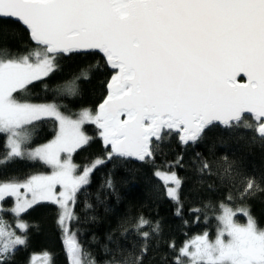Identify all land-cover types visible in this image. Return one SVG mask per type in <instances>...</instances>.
Here are the masks:
<instances>
[{"label": "snow or ice", "instance_id": "1", "mask_svg": "<svg viewBox=\"0 0 264 264\" xmlns=\"http://www.w3.org/2000/svg\"><path fill=\"white\" fill-rule=\"evenodd\" d=\"M0 18L21 24L35 45L27 54L0 57V135L6 140L0 167L28 159L52 169L50 175L0 179V264H11L27 248L31 225L23 216L44 202L58 207L69 264H96L70 231V223L77 219V193L107 161L154 163L173 135L181 145L193 147L216 126L229 134L252 131L264 141V0H0ZM92 53L102 54L113 70L95 113L83 110L73 119L55 103L18 98L57 72L61 57ZM82 76L87 78V73ZM64 91L75 95V82ZM45 119L56 122L54 138L28 149L31 128ZM86 124L100 129L110 151L107 161L97 158L79 171L72 155L91 141ZM195 156L198 173L212 175L208 162L198 152ZM182 161L179 156L175 165L183 167ZM232 171L228 163L224 173ZM154 176L180 215L182 178L174 170H156ZM105 187L115 192L111 177ZM257 192H264V178L246 177L239 198ZM9 197L14 204L5 208ZM192 211L199 214L201 209ZM5 212L15 217V230L3 219ZM237 213L247 217L246 224L234 219ZM216 219L215 239L204 232L177 248L174 241L164 240L159 220L138 217L134 230L139 251L123 264H145L161 243L172 254L170 260L162 257L163 264H264V229L246 207L222 203ZM45 257L46 264H53L50 254Z\"/></svg>", "mask_w": 264, "mask_h": 264}, {"label": "trees", "instance_id": "2", "mask_svg": "<svg viewBox=\"0 0 264 264\" xmlns=\"http://www.w3.org/2000/svg\"><path fill=\"white\" fill-rule=\"evenodd\" d=\"M34 47L22 25L0 19V57L6 54L18 57ZM85 72L87 78L82 76ZM112 74L105 59L97 53L61 57L57 72L32 87L27 96L18 98L36 103H55L64 115L76 118L83 110L96 112L107 95L106 85ZM73 81L77 92L69 95L64 87ZM249 122H252L250 117ZM84 131L91 137V141L73 155V163L79 171L97 158L107 161V153L110 151V148L105 147L96 125L86 124ZM55 132L54 120L36 122L31 128V140L26 147L32 149L50 142ZM5 144V137L0 135V157L5 155ZM197 152L210 165L212 175L198 173L194 164L199 163L195 156ZM179 156H183V167L175 165ZM224 157L228 158L227 161ZM228 163L232 164L231 175L224 173ZM156 170H174L182 178L180 215L176 214V203L165 195L162 182L154 176ZM51 172V168L41 162L16 159L0 167V179L11 176L24 179L36 174L50 175ZM109 177L115 185V192L105 187ZM246 177H253L257 181L264 178V141L255 132L240 129L229 134L216 126L202 142L193 147L181 145L173 135L161 146L154 163L114 158L98 166L91 174L90 184L77 193L74 209L77 219L71 221L70 231L76 233L89 258L94 259L96 264H113L114 261L123 264L124 260L139 251L140 238L135 233L134 225L141 216L151 221L159 220L164 240L174 241L177 248L185 240L204 232L211 238L215 237L218 226L216 216L222 203L234 209L246 207L257 227L264 229V192H257L243 200L239 198V190L244 187ZM229 195L233 197L231 201L228 200ZM13 204V199L9 197L4 207L11 208ZM86 204H91L92 208H86ZM194 208L201 209V212H193ZM2 215L5 222H10L15 230V217L8 212ZM197 215L199 222L196 220ZM58 216V207L51 203L37 204L24 214L23 219L31 225L29 243L27 248L16 253L11 264H30L35 256L45 254L51 255L53 264H69L64 236L57 222ZM236 220L244 223L246 217L239 214ZM156 243L153 241V244ZM164 256L170 260L172 254L167 245L161 243L159 249L153 248L145 258V264H163Z\"/></svg>", "mask_w": 264, "mask_h": 264}, {"label": "rangeland", "instance_id": "3", "mask_svg": "<svg viewBox=\"0 0 264 264\" xmlns=\"http://www.w3.org/2000/svg\"><path fill=\"white\" fill-rule=\"evenodd\" d=\"M77 118V117H76ZM73 119H75V118H73ZM74 155V154H73ZM73 155H72V161H73ZM52 170V169H51ZM57 191H59V187L57 188ZM44 203H47V202H44ZM239 214H241V215H243V213H237V215H239ZM244 216V215H243ZM237 217V216H236ZM236 217L234 218V219H236ZM246 217V216H245ZM238 222V221H237ZM240 223V222H239ZM247 223V217H246V221L244 222V223H240V224H246ZM8 224L9 225H11V223L10 222H8ZM12 226V225H11ZM14 227H15V223H14ZM14 230V229H13ZM19 234V233H18ZM209 238L210 239H215V237H213V238H211L210 236H209ZM32 261H34L35 262V264H46V257L45 256H35L34 258H33V260Z\"/></svg>", "mask_w": 264, "mask_h": 264}, {"label": "water", "instance_id": "4", "mask_svg": "<svg viewBox=\"0 0 264 264\" xmlns=\"http://www.w3.org/2000/svg\"><path fill=\"white\" fill-rule=\"evenodd\" d=\"M0 19H4V20H11V21H14V20H12V19H7V18H0ZM14 22H16V21H14ZM18 23V22H17ZM21 25V24H20ZM97 54H99V53H97ZM99 55H101L102 56V54H99ZM103 57V56H102ZM104 58V57H103ZM109 67V66H108ZM110 69V68H109ZM111 71H113L112 69H110ZM239 80H240V82L241 83H244V82H246V78L245 79H241V78H238ZM97 109H98V107H97ZM97 111V110H96ZM247 115H249V114H246V116ZM250 117V116H249ZM108 148H110V146H108ZM129 160H132V161H134V162H136V163H141V162H138V161H135V160H133V159H129Z\"/></svg>", "mask_w": 264, "mask_h": 264}]
</instances>
